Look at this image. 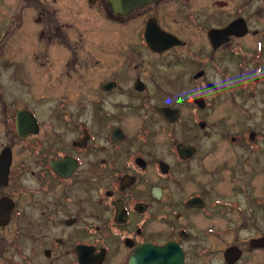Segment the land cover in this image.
<instances>
[{"label":"flooded vegetation","instance_id":"obj_1","mask_svg":"<svg viewBox=\"0 0 264 264\" xmlns=\"http://www.w3.org/2000/svg\"><path fill=\"white\" fill-rule=\"evenodd\" d=\"M256 1L148 0L118 11L112 0H0V20L12 21L0 22V264H264V206L254 205L264 134L226 129L222 158L203 176L193 165L200 136L174 134L187 121L182 108L150 102L172 96L164 93L166 84L175 88L168 70L183 63L182 77L199 82L184 99L203 120L196 103H208L211 69L223 72L222 60L264 36ZM31 17L42 26L36 42L21 37ZM263 42L253 45L255 67L246 72L241 57L231 83L225 76L233 93L251 83L249 94L264 98ZM161 107L178 109L177 118ZM50 114L58 115L52 124ZM131 115L140 123L128 125ZM160 129L169 134L164 153ZM227 171L234 193L250 195L253 206L208 202L216 188L208 179Z\"/></svg>","mask_w":264,"mask_h":264},{"label":"rangeland","instance_id":"obj_2","mask_svg":"<svg viewBox=\"0 0 264 264\" xmlns=\"http://www.w3.org/2000/svg\"><path fill=\"white\" fill-rule=\"evenodd\" d=\"M4 1V0H2ZM260 0L256 1V6H261V9H264V3L260 4ZM259 15V14H258ZM255 18V23L257 26H261L264 28V14H261ZM104 20L99 19L97 20V23H102ZM2 27H9L11 20H0ZM72 22V21H70ZM84 27H89V24L87 21H84ZM41 24H37L35 20L31 17L30 19H25L24 23L22 25V28H20V32H22V39L27 40H33L36 42L34 34L37 32L36 30L41 28ZM113 29L115 28V24L112 25ZM27 34V35H26ZM113 35V34H111ZM185 37H190V34L188 32H184ZM97 39L95 40L97 42H100V39L98 36H96ZM263 35H259L255 41H252L251 39H248L245 43L247 51L243 52L239 57L237 56L235 59L232 57H229L225 60H222L220 62V65L223 68V72H219L216 69H211V75L210 80L213 82L215 87H211L212 89H208L205 91L208 103H196L199 105V107H202L197 111L199 113V116L203 119L198 121L195 118V101L191 102L190 100L184 99L187 94H190L195 90V88L198 87L199 82L198 81H192L191 83H188L189 77L191 76L189 74H185V76L182 77L180 69L184 68L183 63L177 62L175 65L170 66L169 70H174L172 73V76L175 77V88H172L166 84V87L164 88V93L169 94L171 93L172 96L168 98L167 96H160L157 99H150L151 103H155L157 105H175L178 107H181L183 110L184 118L187 120H183L178 122V124L175 125L174 128V134L176 135V138L178 140H191L195 135H199L198 137V143L201 147V154H199V159L195 160L193 165L195 168V171H201L203 170V176H206V170L210 172V170H215V164L219 162V159L222 158L220 154V147L224 146L226 141V129L231 130V132L227 131V134L232 135L233 137L235 134L242 133L244 129L246 128H253L257 132H260L261 134H264V98L261 97L259 93L256 94H249V92L252 90V84H247V93L246 94H238L237 91L234 93L232 92V86H227L226 82H224L225 76L228 78L230 77V74L237 75V67L240 63L241 57H247L243 63H246V72L251 67H255V63L253 62L252 55L254 54V46H256L257 42L259 43L260 40L263 38ZM196 39V37L194 36ZM77 39V38H76ZM107 43H115L112 41H106ZM72 43L75 44L76 42L74 39H72ZM82 43V42H80ZM88 44V42H85V44ZM254 45V46H253ZM258 46V45H257ZM263 50H264V42H263ZM227 56V55H226ZM94 59V58H92ZM166 71V73L168 72ZM174 74V75H173ZM168 76L166 79H168ZM163 82L165 83V78H162ZM170 82L172 81L171 78L168 79ZM184 82V83H183ZM231 83V78L228 79V83ZM246 85V84H245ZM235 87V86H233ZM258 91H264V81L260 82L258 84ZM198 90V89H197ZM257 91V90H256ZM255 91V92H256ZM74 98V95H73ZM119 100V99H117ZM51 101V98H50ZM70 103L75 106L74 102L76 103L78 100H69ZM98 100L90 102L92 105V108L95 109L98 105ZM129 102H132L129 100ZM113 106L116 104V101L112 102ZM206 105V106H205ZM72 106V107H73ZM70 108V104L66 102V106L62 108L60 106V113H64L63 109ZM135 108L134 113L135 116H138L140 113ZM98 112V111H97ZM63 116V115H60ZM56 118H58V115L55 114L52 116L50 114L49 116V124L53 123V120L55 121ZM137 117L134 116H128L129 122L127 121L128 125H131L133 123V126H135V123L139 124L140 119L136 120ZM136 120V121H134ZM56 122V121H55ZM200 123H206L209 124L208 127L206 126L203 128V126ZM146 124V122H145ZM192 124L193 129H190L187 132L186 135V129L188 126ZM160 147L162 153H164V147H167L166 140L169 141V134L168 131L163 129H160ZM233 131V132H232ZM207 132V133H206ZM239 141V139H235ZM255 144V143H254ZM254 148V147H252ZM260 149V148H257ZM240 150H238V153ZM249 155L247 150L242 151V156ZM201 158H204V160L207 162L206 164H201ZM264 160V158H262ZM264 163H262L263 165ZM217 165V164H216ZM221 172V171H220ZM240 173H238L236 176H238ZM260 175L257 176L256 179V197L254 199V205L256 207H262L264 206V186L260 182ZM208 178H210V175H207ZM219 177V175H218ZM216 176V180L208 179L209 183H216L214 188L215 190L211 192L208 195V202H213L215 199H225V203H223V207H234V205L239 204L240 207H251L253 206L251 196L247 194H241V193H234L232 190V183L229 181V171L225 172V175L221 181L217 180L218 178ZM255 182V181H254ZM263 186V188H262ZM263 189V190H262ZM262 195V196H260ZM217 196V197H215ZM54 203L50 202V207H53ZM221 207V206H220Z\"/></svg>","mask_w":264,"mask_h":264},{"label":"water","instance_id":"obj_3","mask_svg":"<svg viewBox=\"0 0 264 264\" xmlns=\"http://www.w3.org/2000/svg\"><path fill=\"white\" fill-rule=\"evenodd\" d=\"M146 1H148V0H146ZM146 1H144V0H112V3L118 11H123L122 8H124L126 4L128 6L127 9L131 10L132 8L138 7L140 4H142ZM241 20L242 19L236 20L235 23L237 24L238 29L243 30V26L245 27V24L243 25L244 21L243 20L241 21ZM230 30H233L232 26L225 28L223 30L224 34L227 35L229 33L228 31H230ZM246 30H247V28H246ZM241 35H243V33ZM166 37H168V39H171V38L176 39L174 36H172L170 34H166ZM176 42H178V40H176ZM159 111H161L167 117H169L170 115H172V116L176 115V118H177V116H178V109H172L170 107H161V108H159ZM175 119H172V121H174ZM52 166L54 167L56 172H58L60 174V161L54 162L52 164Z\"/></svg>","mask_w":264,"mask_h":264}]
</instances>
